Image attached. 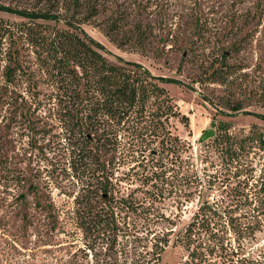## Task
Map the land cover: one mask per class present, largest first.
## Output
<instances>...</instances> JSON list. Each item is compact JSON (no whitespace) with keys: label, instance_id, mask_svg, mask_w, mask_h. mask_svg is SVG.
<instances>
[{"label":"rangeland","instance_id":"rangeland-1","mask_svg":"<svg viewBox=\"0 0 264 264\" xmlns=\"http://www.w3.org/2000/svg\"><path fill=\"white\" fill-rule=\"evenodd\" d=\"M107 2L108 11L83 24L82 33L113 63L142 66L158 79L175 110L189 117L188 127L175 118L168 126L186 149L180 157L161 153L147 168L150 147L146 162L133 161L131 129H109L106 123L108 137L112 142L116 136L120 148L106 164L109 181H103V166L96 160L76 159L77 147L70 142L77 136L68 139L66 131L73 122L52 95L57 90L49 82L50 71L27 44L23 66L30 81L21 78L3 90L4 53L16 37L10 42L0 29V264H186L188 252L173 246L174 234L184 231L205 199L220 203L224 198L233 204L237 225L228 239L259 253L264 216L257 219L244 197L227 196L237 186V169L227 164L228 154L213 145L214 138L203 144L199 139L208 129L218 135L222 123L230 124L229 133L239 138L251 130L264 132V0ZM0 4L46 8L38 0ZM117 10L127 16L119 36L141 24L147 30L143 42L119 46L106 35ZM1 22L22 29L21 24H31L5 12H0ZM235 106L241 110L232 111ZM152 147L160 150L158 144ZM245 153L248 173L240 180L250 182L246 192L254 195L261 183L255 184L251 175L259 180L264 173V153L255 148ZM104 184L110 191L102 204L97 195L102 191H96ZM102 207L114 229L85 233L79 228L76 212ZM248 225L254 228L252 236L245 233Z\"/></svg>","mask_w":264,"mask_h":264},{"label":"trees","instance_id":"trees-1","mask_svg":"<svg viewBox=\"0 0 264 264\" xmlns=\"http://www.w3.org/2000/svg\"><path fill=\"white\" fill-rule=\"evenodd\" d=\"M107 1L38 0V5L43 3L46 7L39 10L15 9L0 4V12L17 15L31 23L29 26L21 24L25 26L22 29L20 25L16 27L1 22L2 38L8 37L11 42L16 37V44L11 43L4 53L6 66L3 90L15 80L24 78L30 81L31 77L23 66L22 48L27 44L32 47L41 65L50 71L49 82L57 90L52 95L59 99V104H64L66 115L73 122L70 130L66 131L70 133L68 139L71 135L77 136L76 139L71 138L70 142L72 147H77L76 159L96 160L100 167L103 166L100 169L103 171V181H109L106 164L108 161L112 163L114 153L120 148L116 136L112 142L111 137H108L106 123H109V129L111 126L131 129L130 139L133 142L130 147L134 149L132 159L142 164L146 162L147 157L144 155L149 151L150 159L145 165L147 168L161 153L165 155L170 152L180 157L186 149L184 142L169 129V120L178 119L186 127L190 124L189 117L175 110L166 89L147 69L119 61L113 63L82 33L83 24L108 11ZM126 20L125 12L119 13L117 10L106 26V35L119 46H125L133 40L143 42L141 38L145 39L147 30L141 24H136L131 34L125 32L119 36ZM60 24L63 26L60 27ZM221 66L225 67L223 64ZM231 110L238 112L241 108L235 106ZM229 131L230 124L222 123L219 134L213 140V145L225 149L223 155L228 154L225 156L227 164L237 169L234 176L238 180L237 186L227 196L244 197L245 203L254 206L253 211L258 213L256 218L261 219V215L264 216V173L259 180L251 175L255 184L261 183L259 192L254 195L246 192L250 182L247 180L243 183L240 178L248 173V168L244 167L246 163H243L245 151L255 148L264 153V132L251 130L248 135L239 138ZM155 144L160 145V150L152 147ZM254 144L256 146L252 147ZM148 147L150 150L147 151ZM110 154L112 156L106 159ZM98 191H102L97 194L99 201L105 204L110 188L104 184ZM230 201L224 198L220 203H211L205 199L193 213L184 231L174 234L173 246H182L193 264H264V249L254 253L247 251L240 242L234 246L228 239L229 230L237 232ZM74 217L85 233L91 230L106 233L114 229L111 222L113 218L103 207L100 211L76 212ZM245 229L249 236L254 234L252 225ZM57 264L76 263L63 261Z\"/></svg>","mask_w":264,"mask_h":264},{"label":"water","instance_id":"water-1","mask_svg":"<svg viewBox=\"0 0 264 264\" xmlns=\"http://www.w3.org/2000/svg\"><path fill=\"white\" fill-rule=\"evenodd\" d=\"M216 131L213 129L205 130V132L201 135L199 142L203 144L204 142L213 139L216 137Z\"/></svg>","mask_w":264,"mask_h":264}]
</instances>
